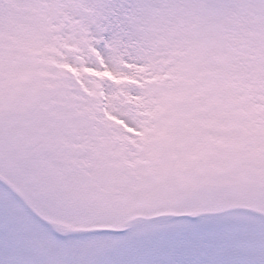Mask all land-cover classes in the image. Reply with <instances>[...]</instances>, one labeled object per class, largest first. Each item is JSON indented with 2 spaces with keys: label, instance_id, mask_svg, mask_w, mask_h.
<instances>
[{
  "label": "snow or ice",
  "instance_id": "6c2138e0",
  "mask_svg": "<svg viewBox=\"0 0 264 264\" xmlns=\"http://www.w3.org/2000/svg\"><path fill=\"white\" fill-rule=\"evenodd\" d=\"M0 264H264V0H0Z\"/></svg>",
  "mask_w": 264,
  "mask_h": 264
}]
</instances>
